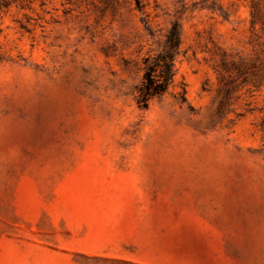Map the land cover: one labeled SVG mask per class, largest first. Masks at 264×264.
<instances>
[{
	"label": "rangeland",
	"instance_id": "1",
	"mask_svg": "<svg viewBox=\"0 0 264 264\" xmlns=\"http://www.w3.org/2000/svg\"><path fill=\"white\" fill-rule=\"evenodd\" d=\"M0 264H264V0H0Z\"/></svg>",
	"mask_w": 264,
	"mask_h": 264
},
{
	"label": "trees",
	"instance_id": "2",
	"mask_svg": "<svg viewBox=\"0 0 264 264\" xmlns=\"http://www.w3.org/2000/svg\"><path fill=\"white\" fill-rule=\"evenodd\" d=\"M180 46V25L175 22L168 31L163 50L156 56L145 58L146 71L138 89L140 106L146 107L151 99L166 92L175 75V58Z\"/></svg>",
	"mask_w": 264,
	"mask_h": 264
}]
</instances>
